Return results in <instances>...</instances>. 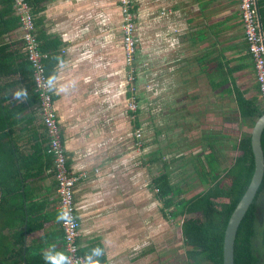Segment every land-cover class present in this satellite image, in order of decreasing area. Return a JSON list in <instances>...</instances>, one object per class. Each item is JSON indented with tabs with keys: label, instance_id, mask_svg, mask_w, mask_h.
<instances>
[{
	"label": "crops",
	"instance_id": "obj_1",
	"mask_svg": "<svg viewBox=\"0 0 264 264\" xmlns=\"http://www.w3.org/2000/svg\"><path fill=\"white\" fill-rule=\"evenodd\" d=\"M37 2L44 7L36 16L37 33L49 55L46 68L68 164L74 175L87 173L75 194L83 255L90 264H168L163 252L169 218L154 181L167 162L184 159L182 147L192 137V153L199 148L205 161L211 150L199 129L228 121L230 112L224 109L222 118L218 104L231 102L211 87L218 59L234 70L247 98L261 101L240 0H135L134 85L124 58L121 0ZM257 4L264 31V0ZM11 36L10 42L21 40V29ZM32 74L29 66L8 79L14 84L10 108L22 110L14 137L31 166L28 205L35 230L25 247L38 264H65L54 159ZM133 100L137 111L129 107ZM206 119L213 123L200 125ZM171 152L179 155L170 159ZM199 152L196 158L203 161Z\"/></svg>",
	"mask_w": 264,
	"mask_h": 264
},
{
	"label": "trees",
	"instance_id": "obj_2",
	"mask_svg": "<svg viewBox=\"0 0 264 264\" xmlns=\"http://www.w3.org/2000/svg\"><path fill=\"white\" fill-rule=\"evenodd\" d=\"M28 1L37 26L40 22L36 16L44 7L36 6L40 4L38 0ZM18 29H21V23L14 0H0V264H38L37 256L25 247L27 235L35 228L33 208L28 205L31 199L28 187L31 166L20 153L14 137L22 110H13L8 103L14 89V84L8 79L21 68H32L24 41L7 40ZM38 38L43 41L42 33ZM40 49L46 52L42 43ZM46 63L47 60V66ZM48 73L50 75V71ZM211 87L216 96L229 98L230 105L218 104L219 110H223L218 115L223 118L224 109H228L229 122L223 119L220 124L232 122V127L224 128L230 134L226 135L223 130L219 134L218 139L226 143L214 145L211 136L204 137L208 138L207 145L211 151L205 155V161H200L198 176L203 189L185 197L187 191L183 186L171 182L173 160L166 163L162 174L154 181L164 214L169 219H183L181 232L189 264H223L224 237L229 219L248 189L255 170L251 131L255 122L264 115L262 102L245 96L237 84L234 70H225L220 59ZM262 145L264 149V132ZM226 149L236 152V155L231 156L232 159L227 158ZM235 264H264V180L239 227Z\"/></svg>",
	"mask_w": 264,
	"mask_h": 264
},
{
	"label": "built area",
	"instance_id": "obj_3",
	"mask_svg": "<svg viewBox=\"0 0 264 264\" xmlns=\"http://www.w3.org/2000/svg\"><path fill=\"white\" fill-rule=\"evenodd\" d=\"M135 0H121L122 33L124 58L129 67V81L136 79L137 54ZM16 15L20 19L22 40L25 51L32 64L36 92L39 97V109L48 135V153L54 159L53 172L57 181L61 225L64 231L66 264H89L81 254L79 244L81 222L77 214L75 201L76 187L79 180L87 177V173L74 175L68 164L66 149L55 108L52 82L45 65L49 55L40 49L37 26L28 0H14ZM240 9L244 23L245 38L248 42L250 55L254 62L256 79L259 85L264 107V31L260 19L257 0H240ZM131 109L137 110V103L132 101ZM137 137H142V131L137 130Z\"/></svg>",
	"mask_w": 264,
	"mask_h": 264
},
{
	"label": "rangeland",
	"instance_id": "obj_4",
	"mask_svg": "<svg viewBox=\"0 0 264 264\" xmlns=\"http://www.w3.org/2000/svg\"><path fill=\"white\" fill-rule=\"evenodd\" d=\"M136 22H137V20H136ZM136 27H137V25H136ZM136 40H137V49L139 50V38L137 36V33H136ZM138 50H137L135 64H134L135 67H137V68H138V65H137L136 60H137V56H138ZM129 72H131V71L129 70ZM136 80H137V78L135 79L134 82L131 83L129 81V75H128V81L130 82V85H134ZM131 106H132V104L129 103L130 109H131ZM138 106L139 105H137V107ZM204 121L205 122L199 121V122H201L200 125H203L206 123L208 124V122L213 123V122H210L208 119H206ZM221 125L222 124H220V123L212 125V126L205 125V126H203L204 128L199 129V132L206 133L204 136H208V137L211 136V142L214 143V145L226 143L225 141H222L221 138L219 140L218 137H219V134H221L222 130L227 133L226 135L230 134V133H228V129H224L228 125H222V126ZM235 131L237 133V129ZM197 137H199V136L197 135ZM194 139H195V137H192L188 143L186 142L183 145V147H182L183 152L184 153L186 152V154H184V159L176 161L172 165V167L170 168V170L172 172L171 173V182L173 184H181L183 186V188L187 191L184 195L185 197H191L203 189V186L200 183L199 176H198L199 175L198 171L201 170L200 169L201 164L199 161L200 158H198V159L196 158L198 156V155L196 156V153H198L200 149L197 148L196 151L192 153L191 146H190V145H192ZM207 139H204L202 144L207 145V143L209 142V140H207ZM178 145L179 144L176 141V145L174 146V148H177ZM199 153H200L199 155H201V159H203L201 151ZM208 153H204L203 156H205ZM172 154L174 155V157H177L179 155L178 153H172L171 152L170 159L172 158ZM234 155H236V152L230 151L227 154V157L229 159H232L231 156H234ZM185 161H188V162L185 163ZM203 161H204V159H203ZM166 221H167V223H165V224H166V228L168 227V229H167V232L164 233V238H165L164 249L166 246V249L163 252V254L165 256L164 262L165 261L167 262L168 258H169L168 264H189L187 261V257H186V248L183 246V239H182V232H181V223H182L183 219L179 217L177 219H167ZM156 240H158V239H156ZM166 256L168 257L167 259H166Z\"/></svg>",
	"mask_w": 264,
	"mask_h": 264
},
{
	"label": "water",
	"instance_id": "obj_5",
	"mask_svg": "<svg viewBox=\"0 0 264 264\" xmlns=\"http://www.w3.org/2000/svg\"><path fill=\"white\" fill-rule=\"evenodd\" d=\"M263 132L264 115L255 122L251 131V145L255 159V170L248 189L229 219L224 237L223 264H235V242L239 227L249 208L253 204L264 180Z\"/></svg>",
	"mask_w": 264,
	"mask_h": 264
},
{
	"label": "clouds",
	"instance_id": "obj_6",
	"mask_svg": "<svg viewBox=\"0 0 264 264\" xmlns=\"http://www.w3.org/2000/svg\"><path fill=\"white\" fill-rule=\"evenodd\" d=\"M261 96V95H260ZM261 102H262V100H261Z\"/></svg>",
	"mask_w": 264,
	"mask_h": 264
}]
</instances>
